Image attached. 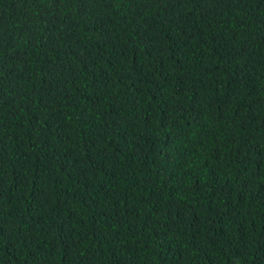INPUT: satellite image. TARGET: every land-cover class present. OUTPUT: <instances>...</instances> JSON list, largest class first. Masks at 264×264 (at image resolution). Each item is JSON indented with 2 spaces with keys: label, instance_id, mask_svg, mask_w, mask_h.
<instances>
[{
  "label": "trees",
  "instance_id": "16d2710c",
  "mask_svg": "<svg viewBox=\"0 0 264 264\" xmlns=\"http://www.w3.org/2000/svg\"><path fill=\"white\" fill-rule=\"evenodd\" d=\"M0 264H264V0H0Z\"/></svg>",
  "mask_w": 264,
  "mask_h": 264
}]
</instances>
